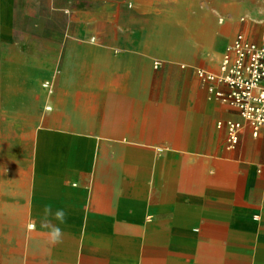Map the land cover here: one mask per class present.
I'll list each match as a JSON object with an SVG mask.
<instances>
[{"label":"crops","instance_id":"obj_1","mask_svg":"<svg viewBox=\"0 0 264 264\" xmlns=\"http://www.w3.org/2000/svg\"><path fill=\"white\" fill-rule=\"evenodd\" d=\"M46 1L67 10L88 7L87 0ZM137 3L128 20L133 30L141 24L155 31H220L236 25L264 30V0ZM9 7L2 15H10ZM241 8L248 11L239 22ZM127 41L136 47L133 38ZM71 43L72 52L78 48L83 56L92 47L110 50L113 42ZM146 46L143 51L149 52L157 44L150 38ZM112 56L128 60L129 75L114 87H99L97 118L70 119L64 129H53L64 142L96 149L77 150L76 165L52 178L64 198L54 204L67 220L58 222L62 242L45 256L54 264H264V127L254 135L239 112L210 96L195 70L180 67L178 58L164 60L168 77L161 95L167 97L158 99L152 55L140 49ZM109 101L116 105V118H110ZM230 119L243 123L234 147L227 142ZM100 143L107 159L117 163L100 177L97 209L89 205V196L97 181L92 163ZM68 187L76 193L67 196Z\"/></svg>","mask_w":264,"mask_h":264},{"label":"bare ground","instance_id":"obj_2","mask_svg":"<svg viewBox=\"0 0 264 264\" xmlns=\"http://www.w3.org/2000/svg\"><path fill=\"white\" fill-rule=\"evenodd\" d=\"M167 31L172 33L167 38L162 36L160 48L181 51L179 34L174 29ZM71 49L66 73L55 93L48 96L51 104L47 105V109L52 110L49 114L43 112L41 101L26 80L19 62L9 59L0 65V264H37L43 260L54 264L45 256L52 252L55 245L48 242V229L41 227V220L46 206L57 210L52 200L55 192L45 194L37 181H46L52 187L57 185L52 177L42 176L40 171L43 168L56 170L68 166L70 163L62 155L67 154L69 147L57 133L45 129L36 131V126L41 123L52 129H64V124L70 119L97 118L101 103L99 87H114L122 76L129 75L128 60L113 57L111 50L103 52L92 47L87 50V55L81 56L77 53L78 48H74V52ZM100 53H103V57ZM75 68L80 71L76 83L69 81ZM47 86H50L49 82ZM109 102L110 118H116V105ZM35 139L37 146L34 149ZM100 145L102 149L92 163L97 181L89 196V205L97 209L101 208L102 203L100 177L107 168L117 163L116 160L107 159L103 148L105 144ZM112 146L117 148L119 144ZM24 151L28 152L25 157L22 156ZM76 162L70 165L75 166ZM31 170L38 172L33 186ZM76 191L74 187H68L67 196L74 195ZM48 219L58 224L54 217L49 216ZM33 223L35 228L29 230L28 226Z\"/></svg>","mask_w":264,"mask_h":264},{"label":"rangeland","instance_id":"obj_3","mask_svg":"<svg viewBox=\"0 0 264 264\" xmlns=\"http://www.w3.org/2000/svg\"><path fill=\"white\" fill-rule=\"evenodd\" d=\"M87 1L88 7L85 10H74L72 8L67 10V8L53 7L46 0H0V65L9 59H15L19 62L23 68L21 71L25 72L26 80L33 87L38 100L41 101L42 110L46 114L52 111L47 109V105L51 104L48 96L55 93L68 68L71 41H84L87 44L90 43L92 46L113 42L108 45V48L114 55L134 50H138L139 52L140 49L141 53L152 55V67L155 70L153 85L157 87L158 99L160 97L163 99L167 97V95L164 96L161 93L162 90H166L165 88H167L168 76L167 70L164 67L168 63L164 60H171L167 59L168 57L178 58L180 67L185 66L189 70L194 69L196 76L201 80L197 75V69L205 68L211 71H218L224 52L238 32L243 31L248 37L257 41L262 39L264 32V30H248V28H242L239 25L220 31L174 30L176 34H179V42L182 45L181 51H177L172 48H160L159 43L163 42L162 36L167 38L172 33L170 31L147 30L145 27L147 28L148 24H141L142 29L140 30L132 29V25L128 20L131 19L134 9L136 10L137 0ZM141 1L143 0H139V2ZM7 4H10L9 16L2 15ZM241 9L237 18L239 22L241 17L244 16L243 13L248 11V8ZM140 11L148 13V9H140ZM108 27L109 30H107ZM110 27L115 30H112ZM132 38V42L136 46L135 48L127 43V40ZM150 38L153 43L156 42L158 44L156 50L143 51V49L147 48V46L145 47V43ZM75 69L69 78V81L74 83L78 81L80 76L79 69ZM47 82H49L50 86H47ZM203 83L210 96L217 97L215 93L209 90L210 84ZM35 129L36 131L45 129L48 132H54L50 126L41 125V123ZM34 141L33 148L35 149L37 139ZM64 144L69 149L67 154H63L62 156L69 163L79 161L76 160V156L79 154L77 150L81 151L85 149L92 152L96 149L91 144H85L87 145L85 146L75 141H66ZM26 154L28 152L24 151L22 156L25 157ZM93 161L95 162V160ZM63 169L43 168L40 173L42 176L46 175L53 178V176L58 175L56 173L62 172ZM31 171L33 172L31 186H33L34 178L38 172L36 170ZM37 182L44 189L45 194L51 191L55 192V196L52 199L53 202H63V192H60L59 189L61 187L59 184L52 187L46 181L38 180ZM71 183L76 184V180H73ZM29 202L34 201L30 200Z\"/></svg>","mask_w":264,"mask_h":264},{"label":"built area","instance_id":"obj_4","mask_svg":"<svg viewBox=\"0 0 264 264\" xmlns=\"http://www.w3.org/2000/svg\"><path fill=\"white\" fill-rule=\"evenodd\" d=\"M197 75L210 84L211 92L239 112L254 135L258 134L264 127V32L259 41L238 32L224 52L218 71L198 68ZM242 128L241 121H227L229 147L238 143Z\"/></svg>","mask_w":264,"mask_h":264},{"label":"clouds","instance_id":"obj_5","mask_svg":"<svg viewBox=\"0 0 264 264\" xmlns=\"http://www.w3.org/2000/svg\"><path fill=\"white\" fill-rule=\"evenodd\" d=\"M67 213L64 209H57L53 211V209L49 206H46L44 209V216L41 220V227L48 229V242L52 245H56L62 242L63 240V231L59 227V224H63L66 221ZM49 216L54 217L59 224H53L51 220L48 219ZM29 230L35 228V224H30Z\"/></svg>","mask_w":264,"mask_h":264}]
</instances>
